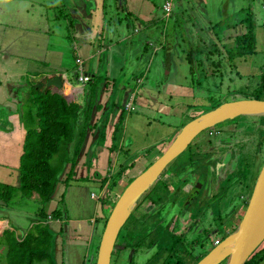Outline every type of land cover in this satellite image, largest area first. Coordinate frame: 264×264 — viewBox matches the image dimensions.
I'll list each match as a JSON object with an SVG mask.
<instances>
[{"label":"crops","instance_id":"1","mask_svg":"<svg viewBox=\"0 0 264 264\" xmlns=\"http://www.w3.org/2000/svg\"><path fill=\"white\" fill-rule=\"evenodd\" d=\"M118 1L120 0H0V186L11 188H17L18 186L17 169L25 135V128L19 120L20 107L21 103L27 101L29 91L34 84L42 83L43 91L54 93L51 89L46 90L45 83L54 77H61L63 81L60 96L66 98L64 99L66 103L77 104L82 112L78 124L74 128L72 141L66 146L68 157L71 156L76 144H81L83 149L86 148L85 144H91L88 143V133L91 132L93 127L97 128L96 132L103 137L101 140L97 137L94 143H102L103 139L105 143H109L108 136L113 131V125L117 118L120 115L123 116V114L118 116L114 114L110 119L111 123L107 122V119L96 123L97 117L108 115L114 110L119 111V109H122L124 111L123 104L130 103L129 110H127L129 113L123 116L116 153L119 157L120 153L124 155V152H127L128 149L130 150L127 152L128 155L124 156L129 158L135 156L137 150L151 149L152 145L156 144L154 142L165 136L161 132L151 142L147 141L146 136H149V131H153L151 133L157 132L153 129L154 125L168 126L159 120L155 121V118L173 116L177 120H181L180 115L185 113V108H187L186 101H193L195 98L194 93L197 89V83L193 81L194 77L196 81V77L200 79L202 75L211 77L213 74L212 71V73L206 75L201 68H199L201 73L198 74L199 71H195L193 66L194 75L192 76L189 73L190 66L187 63V55L191 56L193 62L194 54L191 50L185 51L183 47L192 46L193 39H203V41H199V45L204 48L197 51L196 54L199 53L200 56L202 54L207 55L209 58L207 60L211 63L210 69H214L211 54L217 50L219 53L223 51L224 41H229L233 36L228 32L234 31L239 23L238 20L235 24L219 29L217 33L212 34V28L208 26L209 22L207 20L210 15L206 10L209 11V9H206V7H220L221 9H215V12L219 20L226 19L229 13L222 7L221 0H215L214 5H212L211 0H209L208 5L203 0L164 1V3H170L167 16L163 11L164 3L161 6L162 16L165 20L162 29L165 34L163 35L162 32V36L160 35L158 39L160 42L157 45H151L149 58L155 56L158 50L165 51L166 62L163 63L165 76L158 78L159 81H154L147 79L145 70L137 75L133 73V89H137L136 95L133 94L134 90L127 89L128 86L122 85V81L119 80L118 85L121 84L122 95L125 93L126 95L123 102L121 100V107L119 101L116 102V105L110 104L108 108L110 110H107L104 105L105 97H102V94L99 93L98 87L94 90L98 82L95 84L93 82L102 79L105 87L111 86V83L114 84L116 78L121 75L125 62L128 61L126 57L130 50L140 53V65L144 61V53L148 50L146 47L150 46L145 41L147 34L144 32L154 28L153 16L149 14L148 10L143 9L146 18L144 22L140 19L144 15L137 14L136 3H131L132 6L134 5V11L132 10L133 13H131L126 0L117 7ZM234 1L225 0L224 7L228 6L230 2L234 5ZM108 6L109 10L107 9ZM118 8H120L119 11H117ZM106 11L108 12L105 14ZM109 11H111V18L108 17ZM238 12L241 13V10H238ZM108 18L112 30L107 21ZM30 22L31 24H29ZM170 22L174 25L178 23L177 29ZM166 32L169 34L168 39ZM211 38H213V43ZM196 42L197 40L194 41V43ZM219 44L220 46H218ZM50 52L53 54H50ZM93 59L97 61L94 69L90 66ZM76 61H79L80 64L78 65ZM135 61L137 62V59ZM179 64L184 67L185 74L179 71ZM199 64L201 63H198L200 67ZM219 67L221 68V65ZM79 68L88 77L87 86H85L86 83L80 85L76 81V73ZM176 73L178 74L176 75ZM99 84L101 88V83L99 82ZM89 85H91V88L86 89ZM106 98L111 99L112 96ZM89 117L92 118V121L88 124ZM110 125L111 130L107 134L100 129L110 127ZM139 127L140 133H144L146 139L137 134L139 133ZM151 127L152 129H150ZM80 134H84V138H81ZM140 138L143 140L136 148L134 141L136 140L139 143L137 139ZM162 145L164 144L158 146L162 148ZM107 148L108 146H105L101 149L100 158L106 161L104 164L105 169L102 165L105 173L108 169L111 170L110 168L115 167L116 169V165L120 164L117 162L118 157H115L114 162L109 164ZM152 150L157 151V149ZM145 157L142 159L147 160L149 158L148 156ZM145 163L147 162L145 161ZM101 178L100 176L97 178L98 180L94 179L93 183L98 186L100 195L102 194L101 197L106 198L105 189L107 185L105 186V182L101 184ZM60 181H63V179ZM78 181H82V177L76 180L72 179L69 182L76 185L79 184ZM60 185L64 186L62 183H57L51 200L60 192ZM233 186L232 184L231 187ZM218 193L220 192L216 191L215 196ZM241 195L243 194L240 193L239 196ZM30 198L40 202L36 194H32ZM56 198L61 199L62 194L57 195ZM111 198V204L110 202L107 203L109 206L115 202V198ZM3 201H5V197L0 194V237L6 230L13 232L15 240L21 241L34 225L59 226L58 228L48 227L47 229L51 235L49 255L53 264V255L56 257L60 255L58 253L63 242L74 240L71 235L80 238L84 234L89 239L88 243L96 235L98 246L102 232V225H99L102 220L100 217L91 220V225H88L86 220L71 219L64 220L65 226H60L62 225L61 215H58L57 221L44 222L37 216L38 213H43L42 210L39 212V207L30 214L23 212L24 210H13L7 207L9 200L5 203ZM68 223H70L69 226ZM24 227H27V230ZM62 229L64 233H62ZM1 248L2 245L0 246V252ZM57 249L58 253H56ZM62 251H64V248ZM91 254L94 258V253ZM91 254L86 251L82 258L73 261L70 255H68L69 258H64L63 253H61L63 260L60 263L77 264L82 260L81 264H88L92 258ZM0 255L3 259L4 254L0 253Z\"/></svg>","mask_w":264,"mask_h":264},{"label":"rangeland","instance_id":"2","mask_svg":"<svg viewBox=\"0 0 264 264\" xmlns=\"http://www.w3.org/2000/svg\"><path fill=\"white\" fill-rule=\"evenodd\" d=\"M164 1L167 0H126L131 13H133L134 11V5L132 6L131 3H136L138 10L137 14L144 15L143 17H140V19H142L144 22L146 19L144 10H148L149 14L153 16L154 28H147L148 31L144 32L145 34H147V38L145 41L149 43L150 46L146 47L148 50H146V52L144 53V61L141 62V67L139 65V60L141 58L140 53L130 50L126 57L128 61L125 62L123 66L124 69L121 72V75L116 78L117 80H115L114 84L111 83V86L105 87L104 80L102 79H100V81L95 80L93 82V84L98 82L94 90H96L98 87L99 93L102 94V97H105L104 105L107 110H110L108 109L110 104L116 105V102L119 101V105L121 107V100L122 102L124 100L126 93L122 95V87H120L121 84L118 85L119 80L122 81V85L125 84L126 86H128L126 87L127 89L134 90L133 94L136 95L137 89H133V73L137 75L145 70L147 79H151L154 81H159L158 78H163L165 76V70L163 68V63L166 62L165 51L158 50L155 56L149 58V55L151 54V45H157V43L160 42L158 40L160 35L162 36V28L165 20L162 16L163 11H161V6L163 5ZM203 1H205L207 5L210 3L209 0ZM123 2L124 0L118 1L117 7H119V4ZM214 2L215 0H211L212 5H214ZM221 4L222 7L228 11L227 13H229L228 18L223 20H219V17L215 12V9H221L220 7H206V9H209V11H206L210 15L207 20L209 22L208 26L212 28L211 33L215 34L219 29H223L226 26H231L233 23L235 24L238 20L240 21L246 15H248V11H250L253 16L254 25L256 26L254 33L255 55L246 57L244 59L236 58L235 60L229 62L227 58H225V52L223 53L222 51L218 56H211L213 57L212 63L219 62L221 68L219 67L218 69H210L211 63L209 60H207L209 59L208 56L205 54H202L201 56L199 55V53L196 54L197 51L204 48L200 47L199 45V41H203V39H193L192 46H184L183 49L185 51L191 50L194 54V61L192 62L193 64L191 66H194L195 71L198 72L199 68H201L202 70H204V73L206 75H209L213 71L212 76L204 77L202 75L200 79L196 77V81L194 77L193 81L197 83V89H195L194 87L195 98L193 99V101H186V114L182 113L180 115L181 120H177V118H174L173 116H160L159 119L155 118V121L159 120L160 122L170 127H160L159 125L153 126V129L157 132L151 133L153 131H149V136H146L148 139L147 141L151 142V140H153V138H156L161 132V134L165 136H162L163 138L161 137L158 141L154 142L156 144L152 145L151 149L137 150L136 155L129 158H126L124 156L128 155L127 152L130 151L128 149L126 150L127 152H124V155L120 153L119 157L116 155L117 150L108 155V161L111 163L114 162L115 157H118L117 162L120 164L116 165L117 169L124 167L121 172L122 179L116 181L115 186L111 190L109 189V183L111 182V180H113V178H111V170L115 171V167L110 168L111 170L108 169L109 172L105 173L104 164L106 161L100 159L102 154L101 149L105 146H109L110 143H105L104 139L102 140V143H94V141L97 140V137L100 138V140L103 137L100 136V133L96 132V130H98L97 128H91V132L88 133V143L91 144H85V150L83 149V147H81L80 154L82 153V155H79V159L74 162L76 166L73 168L75 173V178L73 180H76L79 177L89 178L92 175L94 176L93 179L95 178V180H98L97 178L100 176L103 178L105 177V186L107 185L105 189L107 193L106 198L101 197L102 194L100 195L98 186L96 184L82 179V181H78L79 184L76 185L71 184L72 182L70 183L69 181L67 182L65 187L60 185V192L57 195L59 196L62 194V198H56V195L55 198H52V200L50 199L49 201L44 203L36 202L30 197L21 199L19 191L12 187L11 189L14 190L13 194L15 198H13L11 202L9 201L7 207L13 210H24L23 212H28L30 214L32 212H35L36 208L39 207V210H42L46 216H49L53 213H55L56 215L58 213V215L62 216V225L60 226H65V222H63L64 220L71 219L86 220L88 222V225H91V220H96L99 217L102 219L101 223L99 222V225H102L103 220L107 219L111 211L110 207L112 205H108V202H110L111 204V197L117 199L126 184L133 180L137 175H139L146 168V166L151 164L164 151L181 125H183L187 120L199 115L205 110H208L209 106L213 102L214 104H219L231 100L254 97L256 93H253V90L258 86L260 75L264 74V0H235L234 5L232 2H230L229 5L225 7V0H221ZM107 9L109 10V6ZM119 10L120 8L117 9V11ZM238 10H241V13H239ZM107 12L108 11H106L105 14ZM109 12L110 13H108V17L111 18V11ZM223 14L225 13L223 12ZM109 18L107 21L109 23L110 29L112 30V25ZM219 21L221 22L219 23ZM29 24H31V22ZM170 24L175 29H177L178 23L174 25L172 24V22H170ZM243 31V27L238 24L234 31L228 33L235 36L242 34ZM164 34L165 32H163V35ZM166 36L168 39V32H166ZM211 39L213 43V38ZM195 40H197L196 43H194ZM230 45V39L229 41H224L225 47H228ZM218 46H220V44ZM50 54L53 53L50 52ZM136 59L137 62L135 61ZM96 62L97 61H95L94 59L90 62V66L93 69L94 66L97 65ZM198 63H201L199 64L200 67L198 66ZM178 68L179 71L183 74L186 73L184 67L180 66V64ZM200 73L201 71H199L198 74ZM177 74L178 73H176V75ZM99 82L101 83V88ZM87 85L88 83L85 84V86ZM88 88H91V85H89L86 89ZM110 95L112 96V98L107 99L106 97ZM262 98H264V96H262ZM26 103L27 102L21 103L20 108L23 109L22 113H24L26 106L28 108V104ZM212 106L214 105L212 104ZM129 107L130 103L126 105L123 104V108L125 109L124 111L122 109H119V111L114 110L111 111L108 115L97 117L96 121L95 117L94 121L96 123H100L107 119V122H110V119L114 114H116L117 116L119 114H123V116H126L129 113L127 112V110H129ZM189 109L196 110L192 111ZM263 118L264 117L242 116L232 121L217 125L212 128L213 130H205L198 136H196L192 140L188 148L184 150L175 159V161H173V163L168 166L169 168H167L160 177L161 182L166 186V188H169L170 192L175 187L178 188L177 197L174 198L171 196L172 199H169L171 195L169 194L168 198H164L159 203V205L155 206L154 208H151L152 206L147 203L148 200L143 201L131 214V217L139 219H135V222L132 221V218L130 217L120 229L110 256V264H128L129 262H132L131 264H164L165 260H167L170 256L169 253H166L164 251L160 255H158L157 258H155V252L157 251L158 246H162L167 249L170 248V241H168V238L170 236H176L179 239V244L175 247V251H177V258H183L182 255L185 258L188 255L196 258L209 251L213 247L215 241L220 242V239L231 233V230H233L237 226L239 219L244 211L245 201L249 199L248 197L251 193V187L253 186L254 180L264 160V132H260L262 128L259 126L264 124V120H262ZM91 121L92 118L89 117L88 124L91 123ZM229 127H231V132L228 130ZM100 129L104 130V132L107 134L111 130V125L110 127H103ZM150 129H152V127ZM234 129L235 132L233 131ZM215 130L220 132L219 136L213 134ZM138 132L139 133L137 134L139 136H142L143 139H146L144 133H140V127L138 128ZM224 137H229L230 139L229 148L231 149V152L229 153L226 161L223 164L216 165L217 157L213 159V154L211 153V151L215 150L218 141L220 142V139H223ZM143 139H137L139 143H137L135 140L134 146L138 148L140 141H142ZM114 144L118 146L117 136H115L114 138ZM159 144L164 145H162V148H160V146H158ZM152 149H157V151ZM194 152H198L200 156L194 157L196 159L194 163H188V158L191 156V154H194ZM218 152L220 156L219 159L221 157L225 159V150L221 149ZM145 156H148L149 158L147 160L142 159ZM145 161L147 163H145ZM201 161L202 163L204 162V165L207 163V161L212 162L210 165L211 170H209V172L212 175L216 171V176L214 178L220 183L225 179V181L228 182H225L227 184L224 186L227 190L222 191L221 193H219V195L212 196L211 198L209 197L210 199H207L206 196L201 199L202 201L204 200V204L206 205H204V209L201 211V214L197 215V224H195L194 228L190 229L189 222H193V219H191L189 216V209L192 210L193 208H196L197 205L193 204V202L190 203V206L187 205L188 207L185 208L182 204L185 197L188 196L190 189L193 187L194 183L196 181L202 180V176H204V174L199 171L202 167ZM102 165H104V169ZM242 165L250 166L252 175L251 179H248V182L247 184L245 183V185L241 184V182L239 181L240 178L236 175L232 176V179H229L231 174L237 173ZM177 167H180L181 171L175 180L173 171L176 170ZM198 167L199 169L197 170ZM66 171L67 169H65L64 172ZM96 174L98 175L96 176ZM64 176L65 175L63 173L60 180L64 179ZM214 178H211V181L209 183L210 187L215 186ZM175 184L176 186L173 187ZM232 184L234 185L233 187H231ZM0 189H2L1 186ZM240 193H242L243 195L239 196ZM108 194H110L109 196L111 197H109ZM91 195H93V197H91ZM194 198L197 199L200 197L196 196ZM153 211H155V213H153ZM165 212L167 213L166 215H164ZM216 212L219 213L218 216L215 215ZM142 214H145V217L140 219L139 216H141ZM69 224L70 223H68V226ZM48 227L58 228L59 226L54 225V227H51V225H48L47 229ZM24 228L25 230H27V227ZM7 232L9 237L12 238L14 235L13 232ZM62 233H64L63 229ZM71 238H74V240L66 243L63 242V245L60 246L59 253L58 249L56 250V253L60 255L58 256L59 259L55 255H53L54 264H61L60 261L63 260L61 258V253H63L64 258H69L68 255H70L73 261H78V259L82 258V255L84 256L86 251L89 252V254L95 252L98 239L96 235L93 236L89 243V239H87L84 234L83 237L80 238L71 235ZM5 239H8V237H6ZM137 239L142 240L141 247L139 249L129 247L130 242L131 244H133V242ZM7 242L8 240H6V243ZM149 242L151 245H147ZM122 246L123 248H121ZM63 248L64 251H62ZM4 252V248H1L0 253L4 254ZM186 259H189V257ZM93 260L94 258L92 257L88 264H93ZM170 260L171 262H174V260ZM81 262L77 264H81ZM185 262V264L193 263L190 260ZM5 263V260L2 259L0 255V264ZM221 264H225V262H222ZM261 264H264V261Z\"/></svg>","mask_w":264,"mask_h":264},{"label":"trees","instance_id":"3","mask_svg":"<svg viewBox=\"0 0 264 264\" xmlns=\"http://www.w3.org/2000/svg\"><path fill=\"white\" fill-rule=\"evenodd\" d=\"M248 12V15H246L238 23L243 27V33L232 36L230 38L231 45L223 48V51L226 55L225 58H227L229 62L235 60L236 58L244 59L246 57L255 55V25L251 12ZM216 55H220L218 50L211 54V56ZM190 57V55H187V63L190 66L189 73L193 76L194 71L193 66H191L192 61ZM212 65L214 69H218L220 66L219 62L212 63ZM253 93H256L254 97H247L244 99L264 100V98H262V96H264V74L260 75L258 86L255 87ZM26 102V104H28V108L26 106L24 113H22L23 109H20L19 120L25 128V135L22 144V153L19 157L17 169L18 186L15 189L19 191L21 197L23 198H29L32 194H36L40 202L44 203L49 201L53 196V192L57 183H62L65 186L68 181L74 179L75 173L73 168L76 166L74 162H76V160L79 158V155H82V153L80 154L81 144H76L74 146L70 157L67 155L66 146L72 141L74 128L77 126L82 112L79 110L77 104L66 103L64 98L59 94L43 91L42 83L34 84L31 87ZM212 104L214 106H212ZM212 104L209 106L208 110L218 105L216 103L214 104V102ZM122 120L123 116L120 115L113 125V131L108 136L110 141V145L106 149L108 154L117 150V145L114 144V138L115 136L118 138L120 136ZM262 120H264V118ZM262 125L259 126L262 128L261 132H264V124ZM80 135L81 138H84L85 136L84 134ZM194 157L195 155L192 157L190 156L189 161L191 162ZM110 163L111 162H109V164ZM65 169H67L66 172H64ZM123 169L124 167L120 169L116 168L115 171H112L111 178H113V180H111L109 183L110 190L115 186L116 181L122 179L121 172ZM180 171L181 168L177 167L176 170L173 171L174 177H177ZM63 173L65 175L64 179L63 181H60L59 178L63 175ZM234 175L240 178L239 181L242 185H245V183L247 184V180L251 179L252 177L250 166L242 165L237 173L231 174L229 179H232V176ZM93 177L94 176L92 175L89 178L82 179L93 182L95 179H93ZM100 182L103 184L105 182V177H102ZM1 188L2 189H0V191L2 192H0V194L1 196L5 197V201H3V203L8 200L12 201L14 198V190L11 189V187L1 186ZM166 194L167 188L159 179L145 200H148L149 204L154 206L156 203L161 202L165 198ZM213 196H215V194ZM247 201L248 199L245 201L244 208ZM200 204L197 208L198 211L203 210L204 205H206L204 202ZM39 212H41V210ZM218 214L219 213L217 212L215 213L216 216H218ZM37 216H39L42 220H45L46 218V215L42 212L38 213ZM49 216L52 219H57L58 213L56 215L53 213ZM130 217L131 215L129 218ZM144 217L145 215H142L140 219ZM131 218L132 221L136 222L135 219L137 218ZM105 221L106 219L103 220L102 229ZM233 230H231V232ZM6 237H8V239H5ZM175 238L176 237L171 236L168 239V241H170L169 249L158 246L155 253V258L165 251L166 253H169L170 259L174 260V262H171L168 257L164 264H185V261L189 260L193 262L192 264H194L203 255H205L204 253L203 255L193 258L187 254L188 256L186 258L189 257V259H186L183 255V258H177V251H175L177 239ZM222 239H220V241ZM6 240H8L7 243ZM50 240L51 235L47 230V225H34L21 241L15 240L14 235L12 238L9 237L8 232L5 230L0 237V246L2 245V248H5V253L3 255V259L6 262L5 264H53L49 255ZM141 244L142 240L137 239L133 242V244L130 242L129 247L139 249ZM147 245H151L150 242ZM96 250L94 252V259ZM170 252L173 255H171ZM263 261L264 241L251 254L244 264H261ZM131 263L132 262H129L128 264Z\"/></svg>","mask_w":264,"mask_h":264},{"label":"water","instance_id":"4","mask_svg":"<svg viewBox=\"0 0 264 264\" xmlns=\"http://www.w3.org/2000/svg\"><path fill=\"white\" fill-rule=\"evenodd\" d=\"M62 81L61 77H54L45 83V88L61 95ZM242 116L264 117V100L238 99L223 102L185 122L164 151L123 188L113 203L100 235L94 264H110L120 229L146 199L168 166L192 140L205 130ZM263 241L264 160L237 226L194 264H244Z\"/></svg>","mask_w":264,"mask_h":264},{"label":"flooded vegetation","instance_id":"5","mask_svg":"<svg viewBox=\"0 0 264 264\" xmlns=\"http://www.w3.org/2000/svg\"><path fill=\"white\" fill-rule=\"evenodd\" d=\"M209 130H213L212 128L211 129H209ZM228 130L230 131L231 130V127H229L228 128ZM234 132H235V129L233 130ZM231 132V131H230ZM261 132V131H260ZM214 135H220V132L219 131H217V130H215V132L213 133ZM227 135V134H226ZM225 135V136H226ZM230 144V139H229V137H224L223 139H220V142L218 141V144H217V147L215 148V150L214 151H211V153L213 154V156H212V158L213 159H215L216 157H217V163H216V165H221V164H223L225 161H226V159H227V157H228V155H229V153L231 152V149L229 148V145ZM233 144H235V143H233ZM260 144V143H259ZM188 148V147H187ZM186 148V149H187ZM185 149V150H186ZM221 149H224L225 150V155L224 156H226L225 157V159H223L222 157L219 159V152L218 151H220ZM193 155H195V156H200L199 154H198V152H194V154H191V157L193 156ZM188 160H189V158H188ZM196 159L195 158H193L192 159V161L190 162V161H188V163H194V161H195ZM215 161V160H214ZM201 163H202V161H201ZM211 161H207V163L204 165V162L201 164V169L199 170L200 172H202L203 174H204V176H202V180H199V181H196L195 183H194V185H193V187L190 189V192H189V194H188V196L187 197H185V199L183 200V207H185V208H187L188 206H190V203H193V204H196L197 205V202L200 204V203H202V202H204V200L202 201L201 199L202 198H204L205 196L207 197V199L210 197H212L215 193H216V191H219L220 193L222 192V191H225V190H227L226 189V187H224L228 182L227 181H225V179H224V181L223 182H219V181H217V180H215V176H216V171L211 175V173L209 172V170H211V167H210V165H211ZM214 164V163H213ZM213 167V166H212ZM199 169V167L197 168V170ZM196 170V171H197ZM202 170V171H201ZM196 173V172H195ZM212 176V177H211ZM211 178H214V185L215 186H209V183H210V181H211ZM175 180H176V177H175ZM159 181V180H158ZM204 181V182H203ZM225 182H227V183H225ZM176 186V184L173 186V187H175ZM177 187H175L171 192L169 191V188H167V194H166V196H165V198H168V195L169 194H171L170 195V197H169V199H172V197H177V194H178V192H177ZM169 192V193H168ZM211 192H212V195H211ZM219 194V193H218ZM192 195V196H191ZM200 195V196H199ZM172 196V197H171ZM196 196H198V197H200V198H197V199H195L194 197H196ZM194 198V199H193ZM198 200V201H197ZM176 201V200H175ZM147 203L149 204V202L147 201ZM160 203V202H159ZM159 203H157V204H155L154 206H150L151 208H154L155 206H157V205H159ZM193 204H191V205H193ZM188 205V206H187ZM198 206L199 205H197V207L196 208H193L192 210L191 209H189V216H190V218L191 219H193V222H189L190 223V229L191 228H194L195 227V224H197V220H198V218H197V215H199V214H201V211L202 210H197V208H198ZM156 211V210H155ZM155 211H153V213H155ZM158 211V210H157ZM167 213L165 212L164 213V215H166ZM142 215H145V214H142ZM141 215V216H142ZM159 215H160V213H159ZM141 216H139V217H141ZM138 219V218H137ZM171 237V236H170ZM169 237V238H170ZM173 237H176V236H173ZM168 238V239H169ZM175 239H177V245L179 244V239H178V237H176ZM154 240V239H153ZM121 248H123V246L121 247ZM156 253V252H155Z\"/></svg>","mask_w":264,"mask_h":264},{"label":"built area","instance_id":"6","mask_svg":"<svg viewBox=\"0 0 264 264\" xmlns=\"http://www.w3.org/2000/svg\"><path fill=\"white\" fill-rule=\"evenodd\" d=\"M170 9V3L169 2H165L163 5V11L165 13V16H167L168 12ZM76 63L79 65V61H76ZM87 77H85L84 75H82L80 68L78 69V77L76 79L77 83L80 85H83L85 82H87ZM91 197H93V195H91ZM218 242L215 241L214 245H216Z\"/></svg>","mask_w":264,"mask_h":264},{"label":"clouds","instance_id":"7","mask_svg":"<svg viewBox=\"0 0 264 264\" xmlns=\"http://www.w3.org/2000/svg\"><path fill=\"white\" fill-rule=\"evenodd\" d=\"M81 70V69H80ZM81 73H82V75H84L83 74V72H82V70H81ZM85 77H87L86 75H84ZM77 77H78V69H77V73H76V79H77ZM87 79H88V77H87ZM88 81V80H87ZM86 83V82H85ZM57 221L58 219H52L50 216H48V217H46L45 218V220H43L44 222H50V221ZM45 225V224H44ZM100 239V238H99ZM214 246V245H213ZM5 253V252H4Z\"/></svg>","mask_w":264,"mask_h":264}]
</instances>
